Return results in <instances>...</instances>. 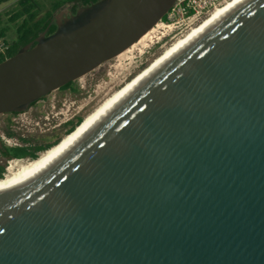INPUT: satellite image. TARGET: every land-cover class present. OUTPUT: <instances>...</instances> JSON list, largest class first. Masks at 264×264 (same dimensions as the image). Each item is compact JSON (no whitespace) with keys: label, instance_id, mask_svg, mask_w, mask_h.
Wrapping results in <instances>:
<instances>
[{"label":"water","instance_id":"1","mask_svg":"<svg viewBox=\"0 0 264 264\" xmlns=\"http://www.w3.org/2000/svg\"><path fill=\"white\" fill-rule=\"evenodd\" d=\"M175 2L100 0L58 20L0 63V115L116 57ZM0 264H264V0H235L0 189Z\"/></svg>","mask_w":264,"mask_h":264},{"label":"rangeland","instance_id":"2","mask_svg":"<svg viewBox=\"0 0 264 264\" xmlns=\"http://www.w3.org/2000/svg\"><path fill=\"white\" fill-rule=\"evenodd\" d=\"M15 5L16 0L1 4L0 13L3 14L9 11ZM70 10L71 4L63 6L55 13L54 22L58 20L63 21L65 18H68ZM6 19L7 17H4V20ZM205 19L206 17L198 20H187L183 17H177L170 22L162 20L160 23H165L168 26L163 24L157 28L153 34V38H151L152 42L147 43V46L141 49V51H135L130 60L118 62L116 57H114L101 64L92 72L74 81L72 87L51 92L46 96V100H42L37 104V108L42 112L37 114V120L35 121L39 122V127H37L34 133L42 138V142L53 141L48 146L59 143L65 136L71 133L70 129L73 131L76 129L77 126L75 127L74 123L77 122L78 117L84 120L88 115L92 114L108 97L120 90L126 83L148 67L167 47L185 36L192 28L199 25ZM7 24L10 26L8 37L13 40L15 26L10 23ZM178 27H187V29L172 39L171 37L179 31ZM6 119V114L0 115V126H8ZM8 127L9 129L13 128L11 126ZM4 129L6 130V127H0V133H5ZM43 153H40L38 158ZM19 162L26 163L28 161ZM19 162L15 160H10L9 162L1 160V164L5 165L6 168L5 176L10 173V168Z\"/></svg>","mask_w":264,"mask_h":264},{"label":"trees","instance_id":"3","mask_svg":"<svg viewBox=\"0 0 264 264\" xmlns=\"http://www.w3.org/2000/svg\"><path fill=\"white\" fill-rule=\"evenodd\" d=\"M9 1L11 0H0V5ZM98 1L100 0H16V5L13 8L3 14L0 13V33L3 36L8 37L10 31V26L7 23L15 26V36L8 52V58L15 55L21 48L28 44L35 45L36 39L41 34L45 33L46 36H49L54 33L57 29L54 16L63 6L71 4V13L76 14L80 7L90 6ZM4 17H7V19L4 20ZM166 19L167 15L163 17V21ZM73 83L74 82H70L60 89H68L72 87ZM82 121L83 118L78 117L74 126L80 125ZM72 131L73 130L70 129V132ZM52 146L46 149L48 150ZM1 155L8 160L12 158H24L27 156V151L22 147H5ZM37 158V154L31 155L32 160ZM5 174V165L0 164V178H4Z\"/></svg>","mask_w":264,"mask_h":264},{"label":"bare ground","instance_id":"4","mask_svg":"<svg viewBox=\"0 0 264 264\" xmlns=\"http://www.w3.org/2000/svg\"><path fill=\"white\" fill-rule=\"evenodd\" d=\"M235 0H229L224 5L214 10L209 16L206 17L199 25L192 28L185 36L178 39L171 46L167 47L165 51L156 57L153 62L149 64L144 70L137 74L131 81L126 83L120 90L113 93L108 97L92 114L88 115L82 122L78 125L76 129L65 136L58 145L52 147L48 151L44 152L38 159L28 162H19L10 168V173L4 178H0V189L9 188L15 186L23 181L28 180L36 172H39L46 164H51L52 159L57 156L60 152L64 151L65 148L70 145L81 133L85 132L89 126L93 125L97 118L106 110V108L114 103L122 94H124L139 78L150 71L153 67L163 61L167 55L172 53L176 48H178L182 43L199 31L202 27L211 22L222 10L226 9ZM162 23H158L154 28L142 36L136 43L131 45L128 49L116 56L118 62L123 60H130L135 51H141V49L147 46V43L152 42L153 34L156 32ZM14 163V162H13Z\"/></svg>","mask_w":264,"mask_h":264},{"label":"flooded vegetation","instance_id":"5","mask_svg":"<svg viewBox=\"0 0 264 264\" xmlns=\"http://www.w3.org/2000/svg\"><path fill=\"white\" fill-rule=\"evenodd\" d=\"M71 14V12H70ZM55 18V16H54ZM179 31L177 34H175L174 37H176L178 34H182L183 31L187 29V27H178ZM62 90V89H59ZM50 94V93H49ZM47 96V95H46ZM46 96L31 103L24 111L21 112H11L7 113V119L6 124L8 126H11L13 128L9 129L8 126L3 125L0 126L2 128L6 127L5 133H0L8 138L13 139V143L11 146L5 145L0 137V159L6 160L9 162L10 160H15L17 162L19 161H31V155L37 154L39 155L42 152H45L48 145L51 144L53 141H46L42 142V138L37 136L34 131L39 127V122L35 121L37 120V114L41 113L42 111L37 108V104L42 101L46 100ZM36 109V110H35ZM29 115V116H27ZM5 147L15 148V147H22L25 148L27 151V156L24 158H12L7 159L1 155L2 151H4ZM0 160V164H1Z\"/></svg>","mask_w":264,"mask_h":264},{"label":"built area","instance_id":"6","mask_svg":"<svg viewBox=\"0 0 264 264\" xmlns=\"http://www.w3.org/2000/svg\"><path fill=\"white\" fill-rule=\"evenodd\" d=\"M228 1L229 0H176L172 8L169 10L165 22L173 21L177 17H183L187 20H198L202 17L209 16L214 10L218 9ZM11 43L12 40L9 39V37H5L0 33V63L8 58ZM0 137L4 144L8 146H11L14 141L3 134H0Z\"/></svg>","mask_w":264,"mask_h":264}]
</instances>
